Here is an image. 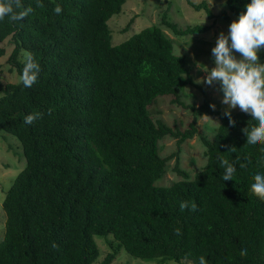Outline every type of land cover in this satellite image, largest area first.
I'll return each mask as SVG.
<instances>
[{
	"label": "trees",
	"instance_id": "trees-1",
	"mask_svg": "<svg viewBox=\"0 0 264 264\" xmlns=\"http://www.w3.org/2000/svg\"><path fill=\"white\" fill-rule=\"evenodd\" d=\"M124 1L42 0L38 8L36 0H22L33 8L28 17L0 21V56L4 40L13 43L11 70L21 77L29 54L41 68L31 88L21 79L0 81V127L20 141L25 159L2 199L0 264H109L122 248L161 263L198 264L204 256L208 264H264V201L250 194L254 175L264 173V145H246L242 132L256 122L233 109L232 127L226 108L213 110L203 88L198 105L180 99V89L196 83L163 28L184 35L211 25L180 26L164 12L159 23L112 43L107 21ZM249 2L225 4L239 16ZM190 3L212 16L206 1ZM161 95L190 109L184 128L151 115ZM32 113L43 118L24 124ZM203 113L219 123L211 137L201 135L206 162L191 176L180 166L179 145L195 135ZM166 135L178 148L162 155ZM171 158L180 178L155 183ZM222 159L234 164L233 180L223 181ZM182 201L197 210L181 211ZM96 236L111 248L101 260Z\"/></svg>",
	"mask_w": 264,
	"mask_h": 264
},
{
	"label": "rangeland",
	"instance_id": "rangeland-1",
	"mask_svg": "<svg viewBox=\"0 0 264 264\" xmlns=\"http://www.w3.org/2000/svg\"><path fill=\"white\" fill-rule=\"evenodd\" d=\"M190 1L194 3L206 1L212 16L208 15L203 6L195 8ZM223 10L230 13V19H226L222 15ZM164 12L180 26L196 23L211 25L207 30L184 35H175L169 28L163 26L165 32L173 40L174 51L186 56V64L196 83V85L187 84L181 88L180 99L185 103L190 102L198 105L203 101V90H205L212 104L227 108L228 106L222 103L223 93L219 84L214 83L209 86L197 83L198 80L207 75L202 69L205 65L209 68L215 66L211 50L215 46L219 34L221 32L227 33L229 25L239 17L227 9L225 0H125L121 10L112 14L107 21L111 29L112 43L124 40L146 25L159 23ZM128 21L130 23L126 27ZM4 44L7 52L5 55L0 56V81H18L20 75L16 70H11L7 62V56L13 47V43L9 42V39H5ZM190 44L191 46L186 48ZM25 54L26 52L23 51V55ZM236 55L239 58V54ZM259 55L261 62H264V50ZM149 111L154 118H162L169 125H178L181 129L192 118L189 108H184L179 103L171 102L169 96L165 95L157 96L154 103L149 107ZM218 123L219 120L216 116L207 113L201 114L197 119V132L195 135L180 143V166L188 170L191 176L206 162L205 146L201 140V135L211 137ZM159 145L162 155H167L178 148L175 138L170 135L161 138ZM173 162V158L167 162L165 174L157 178L155 183L168 184L180 178L172 168ZM24 164L25 159L22 155L20 141L12 133L0 127V240L4 235L6 218L2 199ZM96 239L100 247V255L97 260H101L111 248L104 237L96 236ZM109 264H181V262L172 259L163 263L146 260L135 257L122 248Z\"/></svg>",
	"mask_w": 264,
	"mask_h": 264
},
{
	"label": "clouds",
	"instance_id": "clouds-1",
	"mask_svg": "<svg viewBox=\"0 0 264 264\" xmlns=\"http://www.w3.org/2000/svg\"><path fill=\"white\" fill-rule=\"evenodd\" d=\"M36 6L43 8L42 0H36ZM245 9L238 19L233 20L229 25L227 33L219 34L211 50L215 66L209 68L205 65L202 68L199 65L207 75L197 83L209 86L214 83L220 85L223 93L222 103L228 106L223 115L228 117L232 127L236 126V120L232 117L233 109L239 108L241 112L251 116L250 121H255V125L243 128L242 132L247 138L246 145L256 146L264 145V62H261L259 55L264 50V0H250L245 5ZM32 11L31 6L24 7L22 0H0V21L7 19L10 24H16L28 17ZM54 11L59 15L63 9L56 5ZM190 46L191 44L186 48ZM236 54H239V58ZM40 71V64L29 54L24 60L20 77L23 86L31 88L36 84ZM210 107L216 109L215 104H211ZM51 113L52 109H49V115ZM42 118V113H32L26 115L23 122L31 125ZM261 151L264 152V148H261ZM220 167L223 169V181L233 180L236 172L234 164L222 159ZM253 180L250 194L264 201V173L258 172ZM189 207L193 212L197 210L195 203L189 204L188 201L180 203L181 211ZM175 234L180 235V229H176ZM52 247L57 248L58 245L53 243ZM247 254L246 248L240 252L241 257ZM198 264H208V262L204 256H200Z\"/></svg>",
	"mask_w": 264,
	"mask_h": 264
}]
</instances>
